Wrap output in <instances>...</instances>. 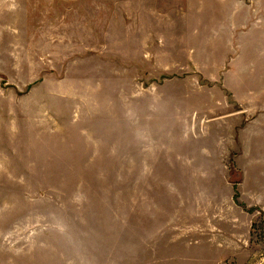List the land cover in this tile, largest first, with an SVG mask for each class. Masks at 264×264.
Returning <instances> with one entry per match:
<instances>
[{
  "label": "rangeland",
  "instance_id": "rangeland-1",
  "mask_svg": "<svg viewBox=\"0 0 264 264\" xmlns=\"http://www.w3.org/2000/svg\"><path fill=\"white\" fill-rule=\"evenodd\" d=\"M0 264H264V0H0Z\"/></svg>",
  "mask_w": 264,
  "mask_h": 264
}]
</instances>
